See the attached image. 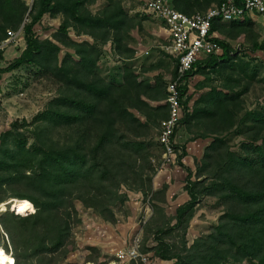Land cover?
Listing matches in <instances>:
<instances>
[{
  "label": "trees",
  "instance_id": "16d2710c",
  "mask_svg": "<svg viewBox=\"0 0 264 264\" xmlns=\"http://www.w3.org/2000/svg\"><path fill=\"white\" fill-rule=\"evenodd\" d=\"M97 1L36 0L30 12L22 0H0V43L23 25L26 41L22 56L0 69V74L26 64L44 69L51 53L54 56L50 60L58 64L59 47L39 41L35 33V27L46 15L63 16L65 33L72 28L79 35L90 36L95 43L112 40L119 54L124 53L122 43L130 32L131 20L117 0H103L106 7L93 15L87 5ZM167 1L192 16L208 12L225 0ZM28 17L31 21L26 23ZM228 24L229 27L220 18L215 19L212 34L221 33L236 40L248 30L245 19ZM215 42L222 55L196 64L189 79L207 68L221 72L234 60L235 51L227 41L215 38ZM255 47L264 48L257 44ZM76 54V60L68 62L72 59L68 56L60 68L56 66L58 75H63L60 81L66 93L52 101L33 124L16 122L0 139V204L9 196L16 199L3 204L15 212H5L0 218V229L9 238L13 264H69L65 262L76 249L72 226L79 220L77 203L104 222L115 224V209L129 201L123 188L144 195L152 192L153 177H149L145 166L151 154L145 141L153 122L160 124L161 129L160 122L169 117V108L166 114L159 115L162 109L152 107L150 102L163 101L168 94L165 96L161 87L155 92L156 85L144 89L145 84L133 69L125 70L122 85L107 83L96 72L98 57L94 46L79 45ZM187 92L186 85L181 89L182 101ZM208 96L206 106L187 113L179 124L198 122L205 126L203 136H215L195 180L189 171V201L171 217L162 205L167 188L153 193L154 216L147 232H154L157 245L147 249L145 239L141 251L154 252L155 257L175 264H264V116L250 114L252 124L246 123L245 118L236 123V95L216 90ZM235 128L243 138L237 152L221 137ZM185 155L184 149L180 164ZM203 198L216 200L223 214L208 234L188 246L186 233ZM179 231L180 245L170 242L168 236ZM0 249L10 255L8 247ZM91 262L94 261H88Z\"/></svg>",
  "mask_w": 264,
  "mask_h": 264
},
{
  "label": "rangeland",
  "instance_id": "374dc122",
  "mask_svg": "<svg viewBox=\"0 0 264 264\" xmlns=\"http://www.w3.org/2000/svg\"><path fill=\"white\" fill-rule=\"evenodd\" d=\"M22 1L29 6L31 12L36 0ZM117 1L120 2L131 20L130 32L122 43L124 47L122 54H119L112 40L95 43L90 36L79 35L72 28L65 33L62 30L64 17L61 15L57 17L46 15L35 27L39 41L59 47L58 64L50 60V56L53 55L51 53L44 62L46 67L44 69H40L37 64H26L12 72L0 74V139L4 133L11 130L16 122L20 125L33 124L35 118L44 112L52 101L61 97L66 88L60 81L63 75L62 73L58 75L56 66L60 68L68 56L72 58L68 62L76 60V47L79 45L97 48L96 72L107 83L122 85L125 70L133 69L145 84L144 89L147 90L150 86L156 85L157 88L153 87L155 92L161 87L163 94L165 96L168 94V86L174 79L177 61L166 50L169 38L163 30V25L153 16L143 13L144 5L149 0ZM106 5L105 1L98 0L87 7L93 15H98ZM30 21L28 17L26 23ZM245 22L248 23V30L236 40L228 39L221 33L214 34L217 39L225 40L231 45L235 51L232 56L234 60L228 63L227 69H221V72L207 68L188 79L186 82L188 92L182 101V120L185 119L187 113H193L196 109L206 106L208 95L216 90L230 96L236 95L234 103L238 106L239 112L236 123L245 118L246 123L252 124L254 120L252 116H249L250 114L264 116V48L258 50L255 47L256 44L264 47V16L250 17L245 19ZM225 25L230 26L228 23ZM23 26L15 32L18 37L13 40V43L0 53L1 70L14 63L25 51ZM48 49L46 48V51ZM167 96L163 101L150 102L152 107L162 109L159 115L168 112ZM185 103L188 104L187 111ZM153 124L154 127H150L148 139L146 141L144 139L151 154L149 163L145 166L149 177H153L152 192L144 195L141 192L123 188L122 192L129 195V201L124 206L115 209L117 218L115 224L104 222L91 210L77 203L79 220L72 226V240L76 243V249L68 256L65 263L130 264L131 262L127 260L118 259L117 255L120 251L130 247L136 235H141L142 246L145 239H148L147 249H152L157 245L154 232L150 234L147 232V225L154 216L153 193H159L165 187L167 188L166 202L162 205L166 214L171 217H175L177 210L189 201L186 192L189 171L193 173L195 180L207 147L215 136H203L205 126L199 125L198 122L192 125L182 122L176 133L175 146L179 153L178 157L184 149L186 155L182 158L181 164L177 160L166 162L160 145V124L154 122ZM221 137L227 140L232 151L239 150L243 138L237 128L226 132ZM11 200L16 199L9 196L4 203ZM4 203L0 204V218L5 212H13V207L9 205L3 207ZM35 212L36 210L33 213ZM222 214L223 209L216 200L203 198L186 233L188 246H191L196 239L208 234L219 223ZM8 239L4 231L0 229V247L2 249L8 247L10 251V255H6L0 249V264H13ZM181 239L182 232L180 231L168 236L170 242H176L179 245ZM145 255L148 262L144 264H175V262L155 257L154 252H148ZM88 261L94 262L88 263Z\"/></svg>",
  "mask_w": 264,
  "mask_h": 264
},
{
  "label": "built area",
  "instance_id": "2783aa9c",
  "mask_svg": "<svg viewBox=\"0 0 264 264\" xmlns=\"http://www.w3.org/2000/svg\"><path fill=\"white\" fill-rule=\"evenodd\" d=\"M143 13L153 16L163 25L169 38L166 50L177 61L176 76L168 86L169 117L161 122L160 144L166 162L179 161L175 138L182 114L181 89L196 64L223 53L212 34L213 21L220 18L224 23H230L250 16H264V0H225L208 12H196L192 16L176 10L167 0H149ZM17 37L18 34L11 33L9 39L0 43V53ZM141 249V235H136L130 247L119 252L118 259L146 263L147 256Z\"/></svg>",
  "mask_w": 264,
  "mask_h": 264
},
{
  "label": "crops",
  "instance_id": "0c3cea01",
  "mask_svg": "<svg viewBox=\"0 0 264 264\" xmlns=\"http://www.w3.org/2000/svg\"><path fill=\"white\" fill-rule=\"evenodd\" d=\"M250 17L252 18V16H250ZM253 17H255V16H253ZM163 121H164V120H163ZM161 122H162V121H161ZM161 122H160V123H161Z\"/></svg>",
  "mask_w": 264,
  "mask_h": 264
},
{
  "label": "water",
  "instance_id": "95a60500",
  "mask_svg": "<svg viewBox=\"0 0 264 264\" xmlns=\"http://www.w3.org/2000/svg\"><path fill=\"white\" fill-rule=\"evenodd\" d=\"M13 212H15V211L13 210Z\"/></svg>",
  "mask_w": 264,
  "mask_h": 264
}]
</instances>
